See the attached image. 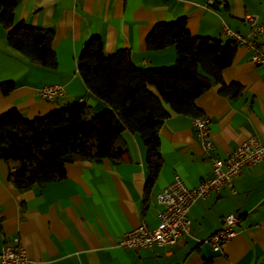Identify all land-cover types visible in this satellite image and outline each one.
Wrapping results in <instances>:
<instances>
[{"label": "crops", "instance_id": "crops-1", "mask_svg": "<svg viewBox=\"0 0 264 264\" xmlns=\"http://www.w3.org/2000/svg\"><path fill=\"white\" fill-rule=\"evenodd\" d=\"M264 24V0H16V20L49 28L56 67L47 69L10 47L0 25V114L15 108L25 118L40 117L72 102L88 106V116L108 105L92 94L77 70L84 41L98 35L104 52L128 49L138 67L172 65L173 46L149 50L144 39L157 22L184 17L191 35L226 41L222 23L245 33L246 14ZM264 43L263 36H256ZM251 49L236 45L232 63L221 72V81L209 86L194 105L209 119L213 149L207 156L192 126L193 116L169 112L158 128L161 165L145 194L144 147L137 134L124 129L116 146L123 152L117 163L80 160L65 164V176L19 190L8 177V162L0 159V247L23 246L28 264H264V156L246 166L231 180V189L198 199L190 207V235L170 245L121 247L124 233L140 221L153 226L160 209L155 193L175 175L188 187L210 175L211 158L225 156L250 135L264 145V63L250 60ZM238 83L232 97L223 84ZM62 85L53 101L41 100L37 89ZM238 216L233 237L214 249L201 239L220 227L227 214Z\"/></svg>", "mask_w": 264, "mask_h": 264}, {"label": "trees", "instance_id": "trees-1", "mask_svg": "<svg viewBox=\"0 0 264 264\" xmlns=\"http://www.w3.org/2000/svg\"><path fill=\"white\" fill-rule=\"evenodd\" d=\"M16 0H0V25L7 44L32 62L56 67L53 32L16 20ZM149 50L173 46L172 65L142 68L130 59L128 49L104 52L98 35L88 37L77 57L78 73L87 89L108 107L88 116V106L72 102L40 117L25 118L11 108L0 114V159L8 162V177L19 190L65 176V164L110 159L117 163L122 150L116 142L124 129L138 135L144 147L145 194L161 165L158 128L169 112L200 115L195 98L221 81L222 70L232 63L236 44L207 36L191 35L184 17L157 22L147 33ZM13 82L0 83L6 94ZM240 85L223 84L221 92L235 97Z\"/></svg>", "mask_w": 264, "mask_h": 264}, {"label": "built area", "instance_id": "built-area-1", "mask_svg": "<svg viewBox=\"0 0 264 264\" xmlns=\"http://www.w3.org/2000/svg\"><path fill=\"white\" fill-rule=\"evenodd\" d=\"M244 21L249 25L247 32L234 31L222 23V34L236 45L251 49L250 60L256 65L262 64L264 63V43L258 42L256 36L264 37V24L257 21L255 14L250 13L244 16ZM62 93L63 87L57 83L46 84L37 89L38 97L44 101H53ZM208 123V117L202 114L192 118L196 137L207 156L214 146L209 135ZM263 156L264 145L256 136L250 135L227 155L212 157L210 175L196 186L188 187L180 177L175 175L167 185L155 193V200L160 206L155 225L149 226L146 222L140 221L136 227L124 233L118 244L121 247L138 250L153 244L170 245L180 236H189L191 221L188 213L192 204L198 199L219 192L224 187L231 189L232 178L238 176L244 167L259 163ZM238 219V216L232 213L225 215L220 227L201 241L208 243L214 249L218 248L233 237ZM29 262L18 238H15L13 243L3 244L0 247V264H28Z\"/></svg>", "mask_w": 264, "mask_h": 264}]
</instances>
